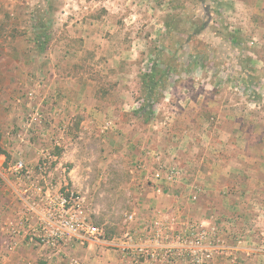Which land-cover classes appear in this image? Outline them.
I'll return each instance as SVG.
<instances>
[{
  "label": "rangeland",
  "instance_id": "1",
  "mask_svg": "<svg viewBox=\"0 0 264 264\" xmlns=\"http://www.w3.org/2000/svg\"><path fill=\"white\" fill-rule=\"evenodd\" d=\"M154 64L170 71L145 122ZM0 144V195L17 204L0 213V264H85L90 243L100 262L264 264V0H0ZM157 155L185 177L155 181ZM32 186L80 197L98 240L12 234Z\"/></svg>",
  "mask_w": 264,
  "mask_h": 264
},
{
  "label": "built area",
  "instance_id": "2",
  "mask_svg": "<svg viewBox=\"0 0 264 264\" xmlns=\"http://www.w3.org/2000/svg\"><path fill=\"white\" fill-rule=\"evenodd\" d=\"M156 160L159 162L158 168L154 171L153 177L157 182H163L168 185L177 184L182 178L185 177L183 170L178 167L168 168L162 165L159 155L156 156ZM14 174L19 179H30L31 170L24 162L23 159L17 160L13 167ZM20 181V180H19ZM34 187L35 192L39 191L38 199H32L33 194H27L23 201L24 207H22L18 218H13L8 226L12 231V234L19 236L21 233L27 234L26 228H29L31 232V241L37 239L41 245L49 248H62L69 244L78 243L85 245V242L90 240H98L101 236V230L88 222L84 217V211L82 207V200L73 193L70 194H58L56 196L42 197L41 190L38 186ZM70 195V196H69ZM194 200L196 197L193 198ZM36 222L33 223V219ZM130 223L135 220L134 215L128 217ZM154 226L161 227L162 224L158 220L153 222ZM150 234L155 240L161 237V229H158V233L151 232ZM160 233V234H159ZM131 241L132 236L130 232L126 234ZM163 238V237H162ZM153 239V240H154ZM123 250L131 248L130 242L124 245ZM166 248H170L165 246ZM148 249V256L151 260H157L155 254Z\"/></svg>",
  "mask_w": 264,
  "mask_h": 264
},
{
  "label": "crops",
  "instance_id": "3",
  "mask_svg": "<svg viewBox=\"0 0 264 264\" xmlns=\"http://www.w3.org/2000/svg\"><path fill=\"white\" fill-rule=\"evenodd\" d=\"M175 133L178 134L177 132H175ZM165 136H168V132L166 130H165ZM169 137H172L173 139L179 138L178 135H176V136H172V135L170 136L169 135ZM190 141H192V139H190ZM172 147H174V145H172ZM178 152H179V149L177 150V152L175 154L171 153L172 157L176 158L175 162H180L179 159L181 156L179 155ZM230 165H233V163H231V162L226 163V159H225L223 161V166H225V167H223V171H229ZM235 165H236V163H235ZM214 166L215 165H212V167H214ZM1 192H2V195H0V199H1L0 213L3 215V217H5L7 215L10 216V215H12L13 211H15L14 206L17 205V204H15V202H16V200L14 198L15 196H13L12 193H9L7 191H1ZM3 197H4V199H3ZM4 238H6V237H4ZM0 240H1V237H0ZM93 245H94L93 243H90L88 245V248H83V247L78 248V252H76V257L80 262L85 263V264H117L114 261L112 262V260H110L111 262H109L108 259H110V257H107V259L104 257L106 260L104 262L97 261V259H100L98 257V255H101V252L97 251L96 249L94 250ZM26 250H27V248H25V247H22V246L18 247L19 252H25ZM15 255L18 256L19 253L17 252V253H15ZM4 258H5V256H4ZM10 259H13V256H11ZM20 259L21 258H18V259H16V261L14 259L12 261L9 260V262H10L9 264H20V263H22V261ZM95 261H96V263H95Z\"/></svg>",
  "mask_w": 264,
  "mask_h": 264
},
{
  "label": "trees",
  "instance_id": "4",
  "mask_svg": "<svg viewBox=\"0 0 264 264\" xmlns=\"http://www.w3.org/2000/svg\"><path fill=\"white\" fill-rule=\"evenodd\" d=\"M197 2H201V0H194ZM38 40V45L41 47V50L45 49V41ZM232 43H236V40H232ZM158 64H154L152 70L149 74H145L143 78V85L145 88L146 96L144 98L143 106L136 112V115L145 120V122H149L151 117L154 115V106L158 102L157 91L156 89L161 85V88L165 87L164 81L167 78V75L170 71V68L167 66L166 68H162V66H157ZM162 69H161V68ZM164 89V88H163ZM3 154V148L0 144V155Z\"/></svg>",
  "mask_w": 264,
  "mask_h": 264
}]
</instances>
